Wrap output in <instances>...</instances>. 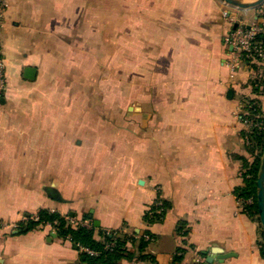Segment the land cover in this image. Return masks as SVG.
<instances>
[{"label":"crops","instance_id":"crops-1","mask_svg":"<svg viewBox=\"0 0 264 264\" xmlns=\"http://www.w3.org/2000/svg\"><path fill=\"white\" fill-rule=\"evenodd\" d=\"M257 12L223 0H11L0 28L8 76L0 100V264H88L51 225L18 232L42 207L107 229L150 230L153 259L118 264H173L181 247L185 264H264L260 218L236 192L245 161L258 154L247 149L241 116L249 99L264 111V59L233 72L225 40L237 20L249 24ZM88 47H122L125 64L139 63V105L128 106L139 119L110 122L123 132L105 150L83 142L74 187H56L38 169L53 143L51 107L35 121L13 101L20 85L38 80L40 63L82 57ZM27 66L37 67L35 80L24 76ZM159 196L170 208L149 224L145 212Z\"/></svg>","mask_w":264,"mask_h":264},{"label":"rangeland","instance_id":"rangeland-1","mask_svg":"<svg viewBox=\"0 0 264 264\" xmlns=\"http://www.w3.org/2000/svg\"><path fill=\"white\" fill-rule=\"evenodd\" d=\"M84 52L82 57L58 55L51 63H40L38 80L20 85L13 101L22 110H29L25 112L35 121H42L45 107H51L47 123L52 120L53 143L38 169L47 173L39 177L43 183L56 187H74L83 142L105 150L113 137L123 132L122 127H110L114 125L110 122L139 119L138 111L128 110L130 104L139 105V63L125 64L122 47H88ZM82 123L85 128L80 127ZM89 160L84 157V161Z\"/></svg>","mask_w":264,"mask_h":264},{"label":"trees","instance_id":"trees-1","mask_svg":"<svg viewBox=\"0 0 264 264\" xmlns=\"http://www.w3.org/2000/svg\"><path fill=\"white\" fill-rule=\"evenodd\" d=\"M257 40L264 41V34L257 35ZM262 60L259 58H248L246 63L253 64ZM258 82L255 81V85ZM244 120H248V128L243 132L247 141V149L253 153L258 152L253 162L244 163V184L236 189L237 195L244 201V210L249 215L258 217L257 207V178L261 165V156L264 152V111L256 99H249L245 105L242 115ZM260 123V125H257ZM252 199L251 202L248 200ZM170 202L159 196L156 201L145 212L144 218L152 224L162 221ZM89 220L90 224L84 221ZM44 225H51L60 237L71 240L82 250V256L88 264H118L123 258L133 259L151 258L153 256L146 253L147 246L153 237L150 230L129 233L123 229H107L94 224L89 217H78L76 213L64 214L57 209L42 207L36 212L28 213L25 219L17 224L19 233H26L30 230ZM182 227L179 228V231ZM187 231L183 232V235ZM135 247V250L132 248ZM85 248L96 250L98 253L92 255L85 251ZM264 255V243L261 246ZM185 248L181 247L175 254L173 264H185ZM197 264V263H194Z\"/></svg>","mask_w":264,"mask_h":264},{"label":"built area","instance_id":"built-area-1","mask_svg":"<svg viewBox=\"0 0 264 264\" xmlns=\"http://www.w3.org/2000/svg\"><path fill=\"white\" fill-rule=\"evenodd\" d=\"M11 0H0V28L3 24L6 10ZM257 17L249 24L243 20H237V27L233 28L226 36V42L232 46V50L229 52V58L227 64L230 66L233 72L238 71L241 66L246 63L248 58L264 59V41L257 40V35L264 34V2L259 5ZM225 15L232 19L228 10L225 11ZM8 87L7 76V64L2 52V46L0 41V100L5 97ZM242 118V116H241ZM242 120L248 125V120ZM260 125V123H257ZM252 199L248 200L251 202ZM85 251L95 255L98 252L94 249L85 248Z\"/></svg>","mask_w":264,"mask_h":264},{"label":"water","instance_id":"water-1","mask_svg":"<svg viewBox=\"0 0 264 264\" xmlns=\"http://www.w3.org/2000/svg\"><path fill=\"white\" fill-rule=\"evenodd\" d=\"M223 1H225L229 5L242 9L256 8L264 2V0H223ZM235 27H237V24ZM37 72H38L37 67L27 66L24 69V76L27 79L35 80L37 77ZM230 92H233V89L230 90ZM1 101L5 102V98H2ZM257 207H258L259 218L264 231V153L261 159V165L257 178ZM71 214L73 215L74 213L71 212ZM99 224H100L99 220H95V225L99 226ZM221 250L222 249L220 247L213 248L214 253H223L222 256L227 257L229 253H224Z\"/></svg>","mask_w":264,"mask_h":264}]
</instances>
